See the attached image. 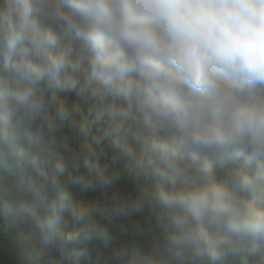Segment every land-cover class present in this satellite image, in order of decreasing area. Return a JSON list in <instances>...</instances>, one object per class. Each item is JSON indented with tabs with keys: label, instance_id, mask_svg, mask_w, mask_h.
<instances>
[{
	"label": "clouds",
	"instance_id": "obj_1",
	"mask_svg": "<svg viewBox=\"0 0 264 264\" xmlns=\"http://www.w3.org/2000/svg\"><path fill=\"white\" fill-rule=\"evenodd\" d=\"M121 164L154 249L110 247ZM0 219L18 264H264V0H0Z\"/></svg>",
	"mask_w": 264,
	"mask_h": 264
},
{
	"label": "trees",
	"instance_id": "obj_2",
	"mask_svg": "<svg viewBox=\"0 0 264 264\" xmlns=\"http://www.w3.org/2000/svg\"><path fill=\"white\" fill-rule=\"evenodd\" d=\"M65 97L62 93L57 94V102L63 100ZM71 102L75 98L71 95L67 97ZM84 114L87 113V104L82 103ZM62 128L65 132L69 131L68 123H63ZM96 126H93L95 131ZM72 147L74 150L79 151L81 147H86L89 143V138L73 134L71 137ZM101 143L109 149L106 156L101 157V165L103 167L112 169L110 157V142L101 138ZM120 168L119 178L117 179L114 190L129 196L131 199L138 202V210L134 211L132 215L120 217L114 216L109 224L112 233V246L124 247L129 253L135 251L136 247L142 248H155L158 244V225L157 216L155 211L148 205L144 199V181L137 180L131 173L126 171L123 165H118ZM70 170L63 173V178L67 179ZM81 172L86 177L89 169L81 163ZM74 197L79 205L90 206L96 201L111 202V190L105 194L104 191L97 184H91L87 187L78 185L74 191ZM102 247V246H99ZM108 250H105L107 255ZM57 264H67L63 258L60 257L58 252H54ZM19 256L15 245V230L6 225L0 219V264H18ZM82 264H119L118 261H105L103 258L98 259L96 252L91 251L87 257L82 260ZM227 264H242L239 258L230 259Z\"/></svg>",
	"mask_w": 264,
	"mask_h": 264
}]
</instances>
